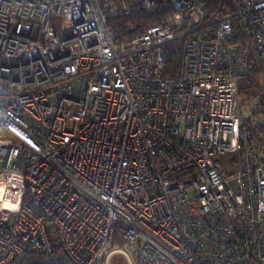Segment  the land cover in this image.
<instances>
[{"label":"built area","instance_id":"obj_1","mask_svg":"<svg viewBox=\"0 0 264 264\" xmlns=\"http://www.w3.org/2000/svg\"><path fill=\"white\" fill-rule=\"evenodd\" d=\"M0 0V264H264V0ZM170 46L178 68L165 75Z\"/></svg>","mask_w":264,"mask_h":264},{"label":"trees","instance_id":"obj_2","mask_svg":"<svg viewBox=\"0 0 264 264\" xmlns=\"http://www.w3.org/2000/svg\"><path fill=\"white\" fill-rule=\"evenodd\" d=\"M206 11V21L220 19L231 14V4L229 0H197ZM117 4H124L129 8L128 16L119 15L110 22V26L115 30L120 38L129 36L128 28H132L130 36H137L150 26L161 23L167 15V9L156 14L144 15L138 11V0H115ZM180 51L177 47L170 46L166 53L165 75L171 76L177 72ZM259 70L254 64H249L247 77L243 80L240 89V98H255L254 89ZM259 105L264 107V97L259 99ZM19 264H54L39 254H29Z\"/></svg>","mask_w":264,"mask_h":264},{"label":"rangeland","instance_id":"obj_3","mask_svg":"<svg viewBox=\"0 0 264 264\" xmlns=\"http://www.w3.org/2000/svg\"><path fill=\"white\" fill-rule=\"evenodd\" d=\"M255 98H240L243 126L246 128H258L264 132V107L259 105V99L264 97V80L258 75L254 89Z\"/></svg>","mask_w":264,"mask_h":264}]
</instances>
